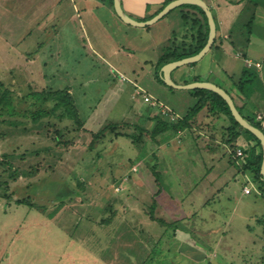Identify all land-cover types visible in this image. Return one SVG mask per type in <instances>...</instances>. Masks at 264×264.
Masks as SVG:
<instances>
[{"label": "rangeland", "instance_id": "obj_1", "mask_svg": "<svg viewBox=\"0 0 264 264\" xmlns=\"http://www.w3.org/2000/svg\"><path fill=\"white\" fill-rule=\"evenodd\" d=\"M193 16L201 14L181 6L143 29L123 25L108 0H0V98L9 91L0 105V264H264V199L243 195L244 159L226 161L230 120L200 111L188 131L199 146L184 154L183 131L150 136L157 122L174 123L196 105L191 91L159 81L160 58L191 49ZM206 60L197 70L225 82ZM134 83L151 104L132 99ZM230 83L221 89L249 106ZM63 90L81 126L53 99L32 97ZM261 104L252 113L263 124ZM39 110L47 116L34 122ZM213 146L228 190L209 197V216L198 198L215 174Z\"/></svg>", "mask_w": 264, "mask_h": 264}, {"label": "crops", "instance_id": "obj_2", "mask_svg": "<svg viewBox=\"0 0 264 264\" xmlns=\"http://www.w3.org/2000/svg\"><path fill=\"white\" fill-rule=\"evenodd\" d=\"M172 1H175V0H171L170 2H172ZM202 1L208 6L209 10L211 11V14L213 16V20L215 23L216 33H215V39H214L212 47L197 63L199 64L202 61H204V59H207L204 63L214 64V66L218 70L217 74H216L217 77H220L222 74V73L220 74V71H219L220 69H222V71H224L225 74L223 73L222 76H224L225 82L220 80L218 82L219 84L216 83L218 86L221 84L219 86L220 88H227L225 84H227L229 82V80L230 81H232L234 79L237 80V78L239 77V74H241V72L243 70H245V69L256 70L255 72L259 76V80L262 84V87H260L261 90L256 91L254 94H252L250 96L248 101L251 104L249 106L246 105L244 108L239 107L237 105L235 99H233V97H231V95H230V97L232 98L236 108H238V110L240 109L244 112L243 114L241 112L242 117L247 116V114H253L254 115V113H252L253 109L255 110L256 107H259L261 102L264 103V49H263V51H261L262 48L264 47V0H208V2L206 0H202ZM165 2H166V0H121V8H122L123 12L128 17H130L131 19H133L137 22H146V21L152 19L155 15H157L165 7ZM188 6L191 7V5H188ZM245 12H248L249 16H243V14ZM165 17L166 16H164L162 19H164ZM193 17H194V20L198 21V25L196 26V29H198V33L196 34V38H195V36L193 37L194 38L193 44L190 46L191 49L182 50V52H188V51L193 50L198 45L197 44V37H198L199 33H202V34L205 33L203 17L202 16H193ZM249 20H251V24H248V26H250L251 31H245L244 32V30H243L244 24ZM121 23L125 26L132 27V26L126 25L123 22H121ZM157 23H158V21L156 23L150 25V26L138 27V28L147 29L148 27L156 25ZM252 26L254 28H252ZM133 28H135V27H133ZM246 29H247V27L245 28V30ZM143 37H144V35H143ZM146 39H147L148 43H153V41L155 40V39H153V37H149ZM182 47H184V46L182 45ZM182 52H180V53H182ZM247 63H250L253 66L248 67ZM256 65H259V68H256L257 67ZM183 67H186L184 71L181 70V69H183ZM183 67L182 68L180 67L181 69L178 68L171 73V80L173 81L174 84H176V85H187V84H191L194 82L212 83L209 80V78H211L212 75H214V74H210L208 71L207 72H199L197 70L196 63L194 66H190V67L183 66ZM161 75H162V72L160 71V77H161ZM173 76H175L177 78V81L174 80ZM120 79H121V81H127V79L122 75L120 76ZM230 85H232V84L230 83ZM133 86L135 87V90H134V95L132 96V99H136L137 97L143 96L144 103L149 102L151 104L150 101H145V99L150 97V96H148V94L143 89H141L140 87L135 85V83L133 84ZM223 86H225V87H223ZM224 90L226 91V89H224ZM193 98H194V96H193ZM148 99L150 100V98H148ZM261 105L263 106L262 113L260 112V113H258L259 115L257 114L256 116H262V118H264V104H261ZM177 115L180 116V113H178ZM255 119H256V117H255ZM261 125H263V127H264V122H263V124L261 123ZM223 126H224V128H226L229 126V124H226ZM194 129H195V127L192 128L193 131H194ZM208 130H209V128H208ZM178 132L180 133L182 131H177L176 133H178ZM183 132H184L182 135L183 141H184V139H185V141L183 143L184 147H183L182 153L184 154V152L186 150L190 151V150L195 149L197 146H199V140L194 142V140L189 137V135H188L189 132L187 130L183 131ZM210 135H211L212 144H214L215 146L218 145L219 142L217 140H215L216 137L214 136V134H213V136H212V133ZM187 138H190V139H187ZM204 139H206V138H204ZM202 144L204 146H206L207 143L206 144L202 143ZM239 144L246 145V148H240ZM219 146L222 147L221 144H219ZM234 146H236V148H238L242 151H244L243 149L249 150L251 148L254 150L253 152L256 155L259 153V148L255 147V143L252 140H250V138L244 134H241L236 139ZM211 149H213V148L211 147ZM215 149L216 150H213L215 152V155L212 156V154H211L212 158L209 159L210 161L212 160L210 162V164H213V166H215V169H214L215 174L211 175V177L209 179L210 183L209 182L207 183L205 193L203 192L202 194H199V198H198L200 208H201L202 204H205L204 205L206 207L205 211L209 216H211L210 214H212L216 211V209H210L208 207L209 203L207 201H208L209 197H210V199L213 197H219V196H221L219 194H221L225 189L228 190V188H227L228 184L226 183V181L221 180L227 174L226 173L227 171H225V168L221 164L222 157H219V151H218L219 148L218 149L215 148ZM224 150H225L224 152L226 153V151H227V154L229 155L228 159L226 160L227 163H229V165H232V162H230L231 154L229 153L227 148H225ZM211 153H212V151H211ZM233 156H232V159H233ZM245 158H246V156H245ZM215 163H216V165H214ZM235 165L237 166L236 161H235ZM219 168H220V170H219ZM207 171L210 173L211 170L208 169ZM237 171H238L239 176H242L243 178L248 176L253 182V190L251 191V193L246 195L243 193V189H242L243 195L250 196L253 192L257 196L264 199L263 189L260 188V186L252 179V176L250 175V173L249 172H240L238 169H237ZM234 178H235V176H234ZM219 180L221 181V183H218ZM190 190H189V192H190ZM227 190H226V193H227ZM227 195H229V194L227 193ZM196 201H198L197 198H196ZM202 201H204V202L202 203ZM190 204L192 205V207H194L196 205V203L193 204L191 202H190ZM262 215L264 216V213ZM263 216H262V222L260 223L259 227H261V233H263V235H264V223H263L264 217Z\"/></svg>", "mask_w": 264, "mask_h": 264}, {"label": "trees", "instance_id": "obj_3", "mask_svg": "<svg viewBox=\"0 0 264 264\" xmlns=\"http://www.w3.org/2000/svg\"><path fill=\"white\" fill-rule=\"evenodd\" d=\"M171 0H166L165 6L170 3ZM108 3L111 7H113V0H108ZM195 8L198 12H200L201 16L204 19V28L205 33H199L197 37V46L188 52H182V53H170L167 55H164L159 60V68L163 67L164 65L178 61L184 58H188L191 56L196 55L206 44L207 37H208V24L207 19L204 14V12L196 7L191 6ZM160 77V76H159ZM160 83L164 84L161 80V77L159 79ZM232 85L235 86L236 90L248 101L250 96L254 94L256 91L261 90L260 87H262V84L259 80V76L256 72H253L250 69H245L241 72L239 77L231 81ZM169 89L173 90L171 87ZM192 95L196 99V105L193 109H190L186 115L182 118H177L174 123L169 122H157V124L154 126V129L150 133V136H155L160 133H165L167 131H173L176 133L177 131H191L193 127L198 126V123L196 122V116L197 114L202 111L203 109H206L207 115L209 117H219V116H225L227 119L230 120V124L228 127L224 128L222 133L227 137L225 140L226 144L231 148L232 153L231 154V160L230 162L233 163L234 158L232 159V156L234 155V145L236 142V139L241 135L244 134L250 138L255 143V147L259 148V153L256 155L253 151V149H249L248 151H243V156L241 159H244L242 161L241 168H238L240 172H249L252 176V179L260 186V188L264 189V183L262 182L261 175H260V166L262 162V150L260 146V142L248 131L241 128L233 119L231 116L230 110L227 106V104L224 102V100L218 96L217 94L208 91V90H192ZM228 95L229 92L225 91ZM9 91H5L1 98H0V105L4 103V100L7 99V94ZM32 97L35 98L37 101H48L49 99H53V101L56 102L54 109H63V113L66 117L72 119L75 121V123L78 126H81L82 123L79 118V114L76 110V107L73 103L72 97L67 91H55V92H40V93H33ZM10 105V104H9ZM53 109V110H54ZM238 110V108H236ZM238 112L241 115V112L238 110ZM43 116H47L46 111L39 110L37 113L33 114L32 120L36 122L38 119H40ZM169 116V115H166ZM243 118L248 121L250 124H252L257 129L261 130L264 133V127L261 125L260 122L256 121L255 115L253 114H247V116H243ZM108 129H113L112 125H107L103 129L99 130L96 134L95 138H93V141L102 137L105 132H107ZM117 137H121L118 135ZM223 142V144H225ZM226 144L224 146H226ZM226 146V147H228ZM246 154V155H244ZM246 156V158H245ZM19 203V202H18Z\"/></svg>", "mask_w": 264, "mask_h": 264}, {"label": "water", "instance_id": "obj_4", "mask_svg": "<svg viewBox=\"0 0 264 264\" xmlns=\"http://www.w3.org/2000/svg\"><path fill=\"white\" fill-rule=\"evenodd\" d=\"M196 6L200 8L207 19L208 24V37L206 44L204 47L194 56L184 58L178 61L170 62L166 65H164L161 68V79L163 83L171 88L178 89V90H208L211 91L218 96H220L224 102L227 104L231 116L233 117L234 121L244 130L248 131L250 134H252L259 142L262 150V162L260 166V175L262 182L264 183V133L254 127L252 124H250L248 121H246L238 112L236 109L233 100L231 97L220 87L209 83V82H194L187 85H176L171 80V73L183 66L192 65L197 63L212 47L214 39H215V23L213 20V16L211 14V11L209 10L208 6L202 1V0H175L170 2L168 5H166L157 15H155L152 19L146 21V22H137L130 17H128L121 8V0H113V9L117 17L126 25L132 26V27H147L150 26L157 21L161 20L164 16H166L170 11H172L175 8L181 7V6Z\"/></svg>", "mask_w": 264, "mask_h": 264}, {"label": "built area", "instance_id": "obj_5", "mask_svg": "<svg viewBox=\"0 0 264 264\" xmlns=\"http://www.w3.org/2000/svg\"><path fill=\"white\" fill-rule=\"evenodd\" d=\"M249 66H250V64H249ZM256 66L258 67L259 65H256ZM145 101H149V99L146 98ZM260 119H261V118H260V116H259L258 120H260ZM262 126H263V125H262ZM242 156H243V151L240 150V149H238L237 152H235V155H234L233 157H234V159H236V161L238 162L239 160H241ZM246 181H247V183L250 184V186H246V187H244V189H243V193L246 194V195H248V194H250L251 191L253 190V186H252V183H251V179H250V178H249V179L247 178ZM255 191H256V190H255Z\"/></svg>", "mask_w": 264, "mask_h": 264}]
</instances>
